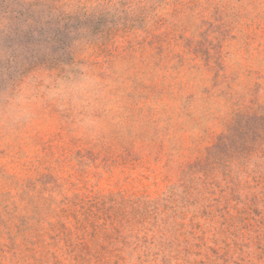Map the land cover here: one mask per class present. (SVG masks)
Listing matches in <instances>:
<instances>
[{
  "label": "rangeland",
  "instance_id": "1",
  "mask_svg": "<svg viewBox=\"0 0 264 264\" xmlns=\"http://www.w3.org/2000/svg\"><path fill=\"white\" fill-rule=\"evenodd\" d=\"M0 264H264V0H0Z\"/></svg>",
  "mask_w": 264,
  "mask_h": 264
},
{
  "label": "clouds",
  "instance_id": "2",
  "mask_svg": "<svg viewBox=\"0 0 264 264\" xmlns=\"http://www.w3.org/2000/svg\"><path fill=\"white\" fill-rule=\"evenodd\" d=\"M34 93H40L50 101L89 110L97 102L99 85L94 77L83 70L74 76L26 81L9 100L5 117L10 121L27 119Z\"/></svg>",
  "mask_w": 264,
  "mask_h": 264
}]
</instances>
